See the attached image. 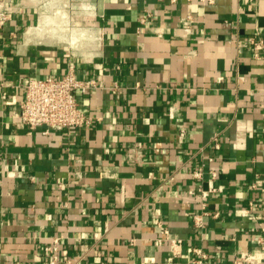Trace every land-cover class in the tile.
Returning <instances> with one entry per match:
<instances>
[{
  "label": "crops",
  "instance_id": "0c3cea01",
  "mask_svg": "<svg viewBox=\"0 0 264 264\" xmlns=\"http://www.w3.org/2000/svg\"><path fill=\"white\" fill-rule=\"evenodd\" d=\"M0 9V264H44L56 237L77 264H194L195 248L202 264H264V46L250 43L264 45V0ZM70 69L95 81L79 95L90 123L30 130L23 79ZM163 229L182 240L173 263Z\"/></svg>",
  "mask_w": 264,
  "mask_h": 264
},
{
  "label": "built area",
  "instance_id": "2783aa9c",
  "mask_svg": "<svg viewBox=\"0 0 264 264\" xmlns=\"http://www.w3.org/2000/svg\"><path fill=\"white\" fill-rule=\"evenodd\" d=\"M9 19L10 12L7 9H0V26L5 25ZM250 43L254 49V55L260 57L264 46L262 38L257 35L252 36ZM94 84L95 81L91 79L80 78L74 69H70V71L59 77L53 75L43 78L26 77L21 83L23 97L20 101L19 118L30 130L41 128L43 134H49L53 128L74 129L87 126L90 123V117L81 108L79 95ZM118 89L119 87L115 86L114 91ZM215 145L216 147L220 146L218 141H215ZM212 159L210 157V160ZM193 175L196 178H202L203 165L195 168ZM196 222L202 223L200 215L196 216ZM163 233L169 236L168 239L171 244L169 263H173L182 254V240L171 238L168 229H163ZM60 240L59 237H56L53 243L45 247L49 257L44 264H77L76 261L59 253ZM259 242L264 248V238H261ZM195 251L201 258L194 259V264H202L203 260L209 257L200 248H195ZM213 264L222 263L216 260ZM233 264L257 263L253 253L242 252L239 255H235Z\"/></svg>",
  "mask_w": 264,
  "mask_h": 264
},
{
  "label": "bare ground",
  "instance_id": "6f19581e",
  "mask_svg": "<svg viewBox=\"0 0 264 264\" xmlns=\"http://www.w3.org/2000/svg\"><path fill=\"white\" fill-rule=\"evenodd\" d=\"M64 5H65V4H64ZM58 10H59V9H58ZM58 10H57L56 12H58ZM59 11H60V10H59ZM43 13H44V12H43ZM56 14H57V13H56ZM62 14H63V13H62ZM59 15H60V14H59ZM42 16H43V15H42ZM54 16H55V14H54ZM66 16H68V15H66ZM66 16H64V17L66 18ZM48 17H49V16H48ZM52 17H53V16H52ZM57 17H59V16H57ZM53 18H54V17H53ZM41 19H42V18H41ZM43 19H44V18H43ZM43 19H42V20H43ZM50 19H51V17H50ZM55 19H56V18H55ZM58 20H59V18H58ZM58 20H57V21H58ZM61 20H62V19H61ZM39 21H40V20H39ZM48 21H49V20H48ZM50 21H51V20H50ZM50 21H49V22H50ZM62 21H63V20H62ZM62 21H61V22H62ZM66 21H67V19H66ZM44 22H45V21H44ZM51 22H52L53 24L55 23V22H53V21H51ZM62 23H63V22H62ZM45 24H46V23H45ZM47 24H48V23H47ZM68 24H70V23H68ZM68 24H67V25H68ZM43 25H44V23H43ZM63 25H65V24L63 23ZM52 26H53V25H52ZM59 26H60V24H59ZM61 26H62V25H61ZM71 27H72V26H71ZM71 27H70V28H71ZM73 27H74V26H73ZM62 28H63V27H62ZM67 28H68V26H67ZM49 29H50V28H49ZM65 29H66V28H64V30H65ZM39 30H40V29H39ZM37 32H38V31H37ZM37 32H34V33H37ZM32 33H33V32H32ZM37 34H38V33H37ZM40 34H41V33H40ZM72 34H74V33H72ZM41 35H42V34H41ZM41 35H40V36H41ZM43 35H44V34H43ZM73 36H74V35H73ZM80 36H81V35H80ZM91 36H92V35H91ZM94 38H95V37H94ZM70 42L72 43V42H76V41H70ZM94 43H95V42H94ZM73 44H74V43H73ZM78 44H79V43H78ZM76 48H77V47H76Z\"/></svg>",
  "mask_w": 264,
  "mask_h": 264
}]
</instances>
